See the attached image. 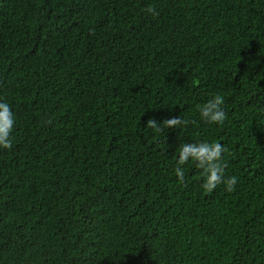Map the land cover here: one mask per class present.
I'll return each mask as SVG.
<instances>
[{
    "label": "trees",
    "instance_id": "16d2710c",
    "mask_svg": "<svg viewBox=\"0 0 264 264\" xmlns=\"http://www.w3.org/2000/svg\"><path fill=\"white\" fill-rule=\"evenodd\" d=\"M1 68L0 264H264V0H0ZM216 94L223 124L197 107ZM198 141L227 149L234 191L191 159L179 181Z\"/></svg>",
    "mask_w": 264,
    "mask_h": 264
},
{
    "label": "clouds",
    "instance_id": "9594fccd",
    "mask_svg": "<svg viewBox=\"0 0 264 264\" xmlns=\"http://www.w3.org/2000/svg\"><path fill=\"white\" fill-rule=\"evenodd\" d=\"M110 1V0H103ZM18 4V3H17ZM16 7L17 11H21L23 16L33 17L27 10L25 5L18 4ZM102 7L100 8V10ZM147 17L150 14L158 15L155 8L149 6L146 9ZM51 16L60 18L62 20L61 14L58 11L52 10ZM63 16V15H62ZM121 23H127L129 28L133 30L138 36L145 39L148 38L147 29L144 26H139L132 29L130 27L131 21L121 20ZM120 29V25L117 26ZM36 30H42L40 20L34 19V23L28 32H34ZM55 36H61V31L51 29L48 30ZM151 33V32H150ZM141 48V43L138 44ZM132 52H134L132 50ZM142 53V52H141ZM2 64H9L8 61L3 60ZM0 71H5V68H1ZM1 79L4 80L0 83V148L11 149L12 148V138L11 134L15 126V116L9 105L10 102L6 100L9 96V90L7 87L6 78L0 75ZM9 104H8V103ZM224 104V97L220 94L214 95L212 98L208 99L203 105H198V111L200 117L210 124H223L227 119V114L224 111L222 105ZM189 123L188 120L183 119L181 116H174L172 118H166L161 122H158L155 118H149L147 121V128L153 129L158 132H164L167 128H180L181 126H186ZM227 149L220 142L216 141H198L193 143H183L179 146V156L176 161L175 174L180 182H184L185 172L183 166L189 162L191 159L195 162L196 168L201 170V176L204 179L202 185L206 193H212L216 187L220 184H224L226 191L232 192L235 190V185L238 183V178L236 176H225L226 163L223 159V154Z\"/></svg>",
    "mask_w": 264,
    "mask_h": 264
},
{
    "label": "rangeland",
    "instance_id": "374dc122",
    "mask_svg": "<svg viewBox=\"0 0 264 264\" xmlns=\"http://www.w3.org/2000/svg\"><path fill=\"white\" fill-rule=\"evenodd\" d=\"M38 39L40 40V42L44 43L46 41H54L56 39V36L51 33L50 31L48 30H44V31H40L39 34H38ZM36 45V44H34ZM54 45L58 46V45H61L59 43H55ZM66 46H69L68 43L65 44ZM8 70V69H7ZM96 89V88H95ZM94 89V90H95ZM93 90V91H94Z\"/></svg>",
    "mask_w": 264,
    "mask_h": 264
}]
</instances>
